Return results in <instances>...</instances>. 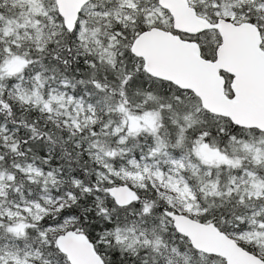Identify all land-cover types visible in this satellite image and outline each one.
<instances>
[{
	"label": "snow or ice",
	"instance_id": "6c2138e0",
	"mask_svg": "<svg viewBox=\"0 0 264 264\" xmlns=\"http://www.w3.org/2000/svg\"><path fill=\"white\" fill-rule=\"evenodd\" d=\"M0 264H264V0H0Z\"/></svg>",
	"mask_w": 264,
	"mask_h": 264
}]
</instances>
